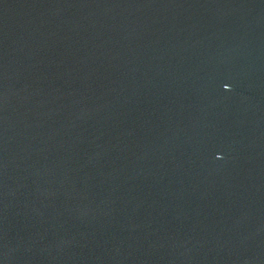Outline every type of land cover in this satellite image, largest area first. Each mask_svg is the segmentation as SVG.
<instances>
[{
    "label": "water",
    "instance_id": "1",
    "mask_svg": "<svg viewBox=\"0 0 264 264\" xmlns=\"http://www.w3.org/2000/svg\"><path fill=\"white\" fill-rule=\"evenodd\" d=\"M0 264H264V0H0Z\"/></svg>",
    "mask_w": 264,
    "mask_h": 264
}]
</instances>
